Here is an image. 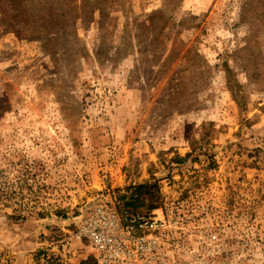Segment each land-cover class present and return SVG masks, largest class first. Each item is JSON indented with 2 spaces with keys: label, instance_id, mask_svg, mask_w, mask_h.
Instances as JSON below:
<instances>
[{
  "label": "rangeland",
  "instance_id": "rangeland-1",
  "mask_svg": "<svg viewBox=\"0 0 264 264\" xmlns=\"http://www.w3.org/2000/svg\"><path fill=\"white\" fill-rule=\"evenodd\" d=\"M110 1L39 40L0 26V264H91L75 223L102 201H184L264 264V0Z\"/></svg>",
  "mask_w": 264,
  "mask_h": 264
},
{
  "label": "built area",
  "instance_id": "built-area-1",
  "mask_svg": "<svg viewBox=\"0 0 264 264\" xmlns=\"http://www.w3.org/2000/svg\"><path fill=\"white\" fill-rule=\"evenodd\" d=\"M117 204L102 201L77 217L75 236L89 243L95 264H231L223 236L184 201L149 214Z\"/></svg>",
  "mask_w": 264,
  "mask_h": 264
},
{
  "label": "trees",
  "instance_id": "trees-1",
  "mask_svg": "<svg viewBox=\"0 0 264 264\" xmlns=\"http://www.w3.org/2000/svg\"><path fill=\"white\" fill-rule=\"evenodd\" d=\"M9 2V3H7ZM110 0H0V26L3 31L14 32L18 37L33 32L36 40L56 34L85 19L95 9L102 10ZM155 15V13H154ZM40 35V36H39ZM28 38V37H26ZM143 185L135 187L142 190ZM121 208H130L121 205ZM132 209V208H130ZM95 264L93 257L89 258ZM84 261L83 264H86Z\"/></svg>",
  "mask_w": 264,
  "mask_h": 264
}]
</instances>
